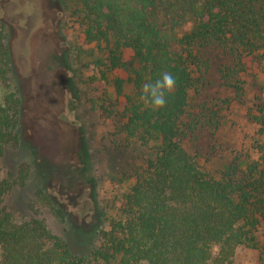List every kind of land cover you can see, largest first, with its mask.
<instances>
[{
	"label": "trees",
	"instance_id": "1",
	"mask_svg": "<svg viewBox=\"0 0 264 264\" xmlns=\"http://www.w3.org/2000/svg\"><path fill=\"white\" fill-rule=\"evenodd\" d=\"M73 15L85 42L97 47V103L113 122L115 149L138 144L146 154L85 253L74 252L37 211L19 214L5 203L27 181L29 164L0 176V264H228L239 248L258 249L264 145L252 143L212 168L188 143L202 132L217 140L222 125L219 104L196 99L210 68L205 53L218 49L227 60L218 72L236 95L246 63L264 67V0H76ZM164 73L175 83L163 90L164 106L154 107L143 86ZM11 76L8 35L0 32V171L5 150L20 141L21 96L4 90ZM247 114L263 134L264 99ZM46 199L63 220L61 207Z\"/></svg>",
	"mask_w": 264,
	"mask_h": 264
},
{
	"label": "rangeland",
	"instance_id": "2",
	"mask_svg": "<svg viewBox=\"0 0 264 264\" xmlns=\"http://www.w3.org/2000/svg\"><path fill=\"white\" fill-rule=\"evenodd\" d=\"M37 1L41 19L23 47L25 60L19 50L15 55L14 42L20 35L15 21L24 24L20 15L31 14L32 1L0 0V32L8 35L13 64V76L4 90L17 91L22 101L20 141L5 150L0 176L16 174L21 164H29L30 169L27 181L14 187L5 203L19 214L37 211L74 252L85 253L98 243V230L108 226L106 219L115 214L118 198L133 184L132 167L146 149L138 144L115 149L113 122L101 115L97 103V47L83 38L73 15L76 0ZM189 28L187 24L184 30ZM129 55L127 51L125 58ZM204 56L210 68L196 99L217 102L222 125L217 140L202 132L188 146L207 155L210 167L220 168L252 143L264 145L260 125L247 114L264 99V67L248 61L240 75L243 92L236 95L222 85L218 68L227 60L220 51L211 49ZM46 196L61 207L63 220ZM258 240V249L239 248L228 264H264V226Z\"/></svg>",
	"mask_w": 264,
	"mask_h": 264
},
{
	"label": "flooded vegetation",
	"instance_id": "3",
	"mask_svg": "<svg viewBox=\"0 0 264 264\" xmlns=\"http://www.w3.org/2000/svg\"><path fill=\"white\" fill-rule=\"evenodd\" d=\"M32 1V7H31V14L30 15H20V18L25 20L23 25H20L15 21V27L19 29V37L15 40L14 44V49H15V55L18 57L17 52L18 50L21 52L22 57L19 55L20 59L23 58L27 54V52L24 50L26 48H23L24 46L26 47V42L28 38L32 35L33 30L36 29L38 24L40 23L41 19V10L39 7V3L37 0H31ZM19 54V52H18ZM26 60V56H25ZM25 70L27 71L28 68L25 66Z\"/></svg>",
	"mask_w": 264,
	"mask_h": 264
},
{
	"label": "clouds",
	"instance_id": "4",
	"mask_svg": "<svg viewBox=\"0 0 264 264\" xmlns=\"http://www.w3.org/2000/svg\"><path fill=\"white\" fill-rule=\"evenodd\" d=\"M174 83V78L170 74L164 73L154 83L144 84L143 94L150 98L154 107H163L165 104L163 90L172 88Z\"/></svg>",
	"mask_w": 264,
	"mask_h": 264
}]
</instances>
